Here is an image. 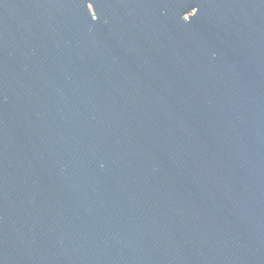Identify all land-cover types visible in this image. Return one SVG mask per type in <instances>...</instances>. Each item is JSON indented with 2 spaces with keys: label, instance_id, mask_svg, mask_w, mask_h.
<instances>
[{
  "label": "water",
  "instance_id": "1",
  "mask_svg": "<svg viewBox=\"0 0 264 264\" xmlns=\"http://www.w3.org/2000/svg\"><path fill=\"white\" fill-rule=\"evenodd\" d=\"M0 264H264V0H0Z\"/></svg>",
  "mask_w": 264,
  "mask_h": 264
}]
</instances>
